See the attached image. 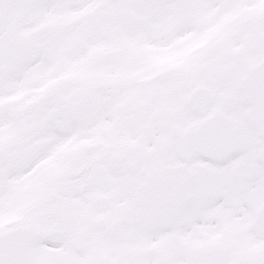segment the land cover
Here are the masks:
<instances>
[{"label": "snow or ice", "instance_id": "6c2138e0", "mask_svg": "<svg viewBox=\"0 0 264 264\" xmlns=\"http://www.w3.org/2000/svg\"><path fill=\"white\" fill-rule=\"evenodd\" d=\"M0 264H264V0H0Z\"/></svg>", "mask_w": 264, "mask_h": 264}]
</instances>
